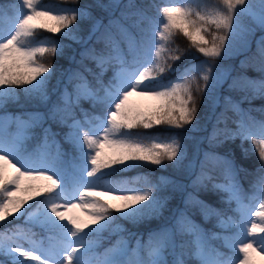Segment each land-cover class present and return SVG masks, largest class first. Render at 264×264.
I'll return each instance as SVG.
<instances>
[{
    "label": "snow or ice",
    "instance_id": "obj_1",
    "mask_svg": "<svg viewBox=\"0 0 264 264\" xmlns=\"http://www.w3.org/2000/svg\"><path fill=\"white\" fill-rule=\"evenodd\" d=\"M98 6L107 10L120 7V3L113 0L111 5ZM148 7L128 0L121 12L127 23L119 25L118 34L112 31L113 23L118 22L110 21L101 31V22L94 20L87 8L48 6L42 0H15L9 8L0 7V224L19 213L44 233L37 238L32 227L25 230L17 225L15 231L5 227L0 233V256L10 264H254V255L264 260V119L258 120L252 110L241 107L245 100L264 99V36L256 41L255 52L241 62L242 67L258 68L260 76L233 78L229 90L245 95L241 101L223 97V111L215 112L221 106L218 89L229 78L228 70L215 61L251 50L249 37L256 28L264 31V0L258 4L256 0H213L211 5L182 0L163 6L162 19L149 15ZM245 18L255 27H248ZM78 19L94 20L87 40L78 34L79 25L72 27ZM41 31L59 34L60 39L38 36ZM177 34L206 59L176 65L185 56L175 45ZM93 37L102 47L80 53L82 70L69 72L48 113V118L67 129L63 139L70 150L65 151L57 134L44 127L43 113L12 114L7 107L18 104L21 95L48 105L56 69L38 57H63L71 47L65 40L87 44ZM84 59L93 61L98 71L88 68ZM109 69L112 75L105 82ZM134 96L148 103L137 104L132 101ZM201 97L215 116L212 132L206 137L210 144L223 136L225 140L251 141L255 146L253 151L261 161L259 190L246 193L235 165L205 152L192 186L206 189V181H212V191L221 194L228 209L214 208L188 193L183 201L185 210H177L171 225L149 232L147 240L137 237L131 247L119 235L126 230L116 222L139 223L161 217L170 197L158 193L169 186L173 191L183 187L167 176L155 182L147 177L120 181L108 177L142 164L164 168L169 162L180 168L187 158L184 141L205 130L197 120ZM83 101L90 103L92 111L81 107ZM229 111L236 117L232 120L234 130L227 127ZM260 111L264 117V106ZM220 124L225 127L221 129ZM160 126L183 132L134 131ZM35 129L41 131V142L28 152L25 145ZM209 163L222 165L219 182L209 174ZM188 167L195 165L189 162ZM9 168L15 169L12 176L7 175ZM22 181L27 182L23 188ZM21 192L27 199L17 195ZM105 196L121 204H109ZM37 197L44 199L25 208ZM189 207L197 209L205 220L215 217L220 231H204L188 214ZM105 232L118 235L108 247L101 243ZM214 241L220 242L219 247ZM0 264L6 262L0 260Z\"/></svg>",
    "mask_w": 264,
    "mask_h": 264
},
{
    "label": "trees",
    "instance_id": "obj_2",
    "mask_svg": "<svg viewBox=\"0 0 264 264\" xmlns=\"http://www.w3.org/2000/svg\"><path fill=\"white\" fill-rule=\"evenodd\" d=\"M180 2H182V0H136V3L138 4L149 6V15L156 19H162L161 9L163 6ZM13 3H15V0H0V7L9 8ZM42 3L48 6L87 8L88 11L91 12L94 20H99L101 22V31H103L104 27L109 25L110 21H113L118 23H113L112 31L118 34L119 25L127 23L122 19L121 12L124 10L123 5L127 4L128 0H119L120 7L113 8L110 6L107 10L99 7L98 5H111L113 3V0H78V3L74 2V0H42ZM201 3L211 5L213 3V0H201ZM94 20L85 19L83 21H80L78 19L76 24L73 25V28L79 25V34L84 40H87ZM245 22L246 18L244 20V23ZM37 35L42 37L51 36L53 39H60V36L58 34L53 36V34L43 31L39 32ZM97 35H99V33H97ZM174 41L175 45H178L181 50L185 52V56L181 61H177L176 65L183 66L189 62L198 63L199 61L206 59L190 46L189 41L183 35L177 34L174 37ZM64 43L68 44L66 40L64 41ZM91 47L99 49L102 47V45L97 44L95 37H93L91 40L87 41V44H72L71 47L65 49V55L63 57L57 56L53 58L47 55L43 58L38 57V59H42L43 62L52 63L53 67L56 69V74L53 76L49 85L51 101L48 105H43L38 100L28 99L21 95L18 104L8 105L7 112L16 114H21L24 112H41L45 115L44 127H49L53 133L59 135L63 134L65 128H63L58 122L48 118L49 109L51 108V102H54L56 100L57 96L59 95V91H62L64 84L67 83L69 72L82 70L79 63L82 59L80 53L83 52L86 48ZM255 49L256 44L252 46L250 51L242 56L228 59H219L215 61L216 64L229 71V78L224 81L222 87L218 89V94L221 97V106L215 109V112L217 114L223 111V97L231 96L234 101H241L242 97L245 95L244 93L239 91L229 90V85L232 83L233 78L239 76L256 78L260 76L258 68L254 69L251 66H241V62L246 61L252 55V53L255 52ZM72 56H75V60L70 59V57ZM192 57H195L196 59L193 60ZM83 63L93 71H98L93 61L84 59ZM106 74L107 76H104V79H107L110 75H112L111 69H109ZM167 78L171 79L172 77L168 76ZM89 79L91 80L92 77L89 76ZM17 91L22 93V89H17ZM262 106H264V99H258L251 103H248L247 100H245L241 103V107L243 109L252 110V115L255 116L258 120L264 119V117L261 116L260 111ZM81 107L88 111H92V106L89 102H84ZM198 108L199 110L197 113V120L200 121L202 128L205 130L190 134L189 138L184 141L187 148V158L180 168H173L169 162H165L166 167L164 168L151 164H142L139 167L125 170L116 175L108 177V179L111 181L130 180L136 177H147L151 181L155 182L158 178L167 176L176 181L177 186L183 187L182 191L179 190V187L176 191H173L172 186H169L164 191L158 193V195L160 196L170 197L167 207L165 208L161 217L144 220L139 223H133L127 220H118L116 223L121 224L126 230L119 235H123L124 237H127L129 235L133 237L142 235L147 239L149 232L159 229L164 225H171L173 223L174 214L177 213V210H185V204L183 201L187 198L188 193H192L200 200L205 201V203L210 204L214 208L227 210L228 206L223 204L220 200L221 194L212 191V181H206V189L200 188L199 190H197L192 186V181L200 173L199 162L204 159L205 152L214 153L216 156L223 157L226 160L231 161L239 170V182L242 186V189L246 193L251 195L254 191L259 190L258 179L262 174L258 171V169L261 166V161L258 159V155L253 151L255 146L251 141L246 140L242 143L240 138H236L235 140H225L223 139V136L218 137L216 141H213V143L210 144L206 137L212 132L213 125L215 124V116L212 114L211 108L208 107L204 102L203 97H201L199 100ZM228 116L230 117V119L228 121L227 127L228 129L234 130L236 126L232 123V120L236 119V117L231 111L228 112ZM219 127L223 129L225 126L224 124H220ZM134 131L142 133L146 132L148 134L159 133L161 135H167L172 132H183V130L181 129H168L165 126L155 127L149 130L140 128ZM39 132H41L40 129ZM193 136L197 139L194 140L192 138ZM197 140H199L200 142H197ZM25 147L28 152H32L36 149L37 146L29 145L27 143ZM64 150L69 151L70 146L65 147ZM245 150H247V152H245ZM189 162H192L193 164L195 162L194 170L189 169ZM221 167L222 165L216 163H209L207 165L209 174L214 177V180L216 182H219L221 180ZM253 185H256V187H253ZM232 207H234V204ZM188 214L204 231H216L217 222L215 217H211L205 220V218L197 209H192L191 207L188 208ZM227 214L231 215L232 212L227 211ZM112 215L117 216L114 212L112 213ZM15 224L16 222H8L7 224L0 226V233L4 231L5 227H7L8 229L14 228ZM32 229H34V227H32ZM117 239L118 235L116 234H110L108 232L102 234V240L104 242H108L109 240L110 242H115Z\"/></svg>",
    "mask_w": 264,
    "mask_h": 264
},
{
    "label": "rangeland",
    "instance_id": "obj_3",
    "mask_svg": "<svg viewBox=\"0 0 264 264\" xmlns=\"http://www.w3.org/2000/svg\"><path fill=\"white\" fill-rule=\"evenodd\" d=\"M256 2H257V4L259 3V0H256ZM246 25L248 26V27H255L252 23H251V21L250 20H248L247 18H246ZM73 27V26H72ZM65 31H67V30H65ZM79 34V33H78ZM59 35V34H58ZM80 35V34H79ZM60 36V35H59ZM81 36V35H80ZM261 36H264V31H261L259 28H256V30H255V33H254V35H251L250 37H249V39L251 40V42H252V46L253 45H255L256 44V41L257 40H259L260 39V37ZM82 37V36H81ZM67 41V40H66ZM68 42V44H76V43H73L72 41H67ZM252 46H251V48H252ZM237 47H239V44L237 45ZM247 52H244V51H240V52H238V53H234L230 58H235V57H238V56H242V55H244V54H246ZM229 72V71H228ZM105 75V74H104ZM107 76V75H106ZM255 100H258V99H255ZM255 100H252L251 102H253V101H255ZM132 101L133 102H135V103H137V104H141V105H143V104H146V103H148V102H146V101H142L140 98H138V97H132ZM83 102H85V101H83ZM82 102V103H83ZM248 102V101H247ZM249 103V102H248ZM96 114H99V111H97V113ZM67 131V129L65 128V131L64 132H66ZM64 134V133H63ZM37 139V132H36V130H34V136H33V138L32 139H30V141H35ZM67 144V143H66ZM68 145V144H67ZM69 146V145H68ZM194 165H195V162H194ZM190 170H194V168H192V169H190ZM14 172H15V169H13V168H9L8 170H7V175L8 176H12L13 174H14ZM27 184V182L26 181H22V183H21V187L23 188L25 185ZM17 195H20L22 198H24V199H27V196L23 193V192H21V193H17ZM42 198L41 197H37L36 199H34V200H30L29 201V203L27 204V205H25V208H29V206H34V205H36L37 204V202L39 201V200H41ZM103 199L104 200H106L109 204H112V205H114V206H119L120 204H121V201H119V200H117V199H114L112 196H105V197H103ZM254 208L255 207H258V202H256L255 203V205L253 206ZM22 212L24 211V209H22L21 210ZM118 216L120 215V213H117V212H115ZM74 214H76V215H80V213L79 212H75ZM18 217V218H17ZM82 219L84 218V217H81ZM251 219H256L255 217H251ZM9 221H11V222H18V226H20V228H23V229H26V227L27 226H29V225H31L30 223H26L25 222V218L24 217H22V216H20V214L19 213H17V214H15V216H13V217H10L9 218V220L8 221H4L2 224H0V226H3V225H5V224H7ZM20 221V222H19ZM16 225V226H17ZM86 231H87V229H86ZM219 231H220V229H219ZM41 238V237H40ZM253 237H248V239H252ZM21 243V242H20ZM25 243V246L24 247H28V245H27V243L26 242H24ZM102 243V242H101ZM135 243H136V241L134 242V245H132L131 243H129L130 244V246L131 247H134L135 246ZM214 244H216L217 246L220 244V242L218 243V241H215L214 242ZM102 246L103 247H105L106 246V244L105 243H102ZM254 255V254H253ZM0 260H4L5 262H6V264H10V261H8L7 260V258L6 257H2V256H0ZM25 264H34V262H32V261H26L25 262ZM254 264H264V260H261V258H260V256H255L254 255Z\"/></svg>",
    "mask_w": 264,
    "mask_h": 264
}]
</instances>
